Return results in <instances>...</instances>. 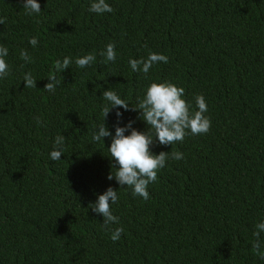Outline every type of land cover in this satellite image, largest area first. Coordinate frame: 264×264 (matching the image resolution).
Segmentation results:
<instances>
[{"label":"trees","instance_id":"trees-1","mask_svg":"<svg viewBox=\"0 0 264 264\" xmlns=\"http://www.w3.org/2000/svg\"><path fill=\"white\" fill-rule=\"evenodd\" d=\"M37 2L41 12L26 15L23 0H0L10 69L0 79V264H264L252 247L264 221V0H106L113 12L104 14L88 11L92 0ZM110 42L116 59L105 64L100 53ZM150 52L168 63L134 72L129 59ZM88 53L96 61L77 67ZM64 57L70 67L55 72ZM29 71L36 88L22 81ZM50 72L60 81L54 93L44 90ZM164 81L183 87L193 109L203 94L211 128L172 145L154 141L153 154L184 158L169 157L145 201L107 179L116 170L111 137L95 142L92 132L110 106L104 91L131 109ZM138 117L112 109L105 124L113 135L130 120L146 132ZM60 134L63 154L51 161ZM110 186L119 223L105 227L89 204ZM116 227L124 232L114 242ZM260 239L264 250V232Z\"/></svg>","mask_w":264,"mask_h":264},{"label":"clouds","instance_id":"clouds-1","mask_svg":"<svg viewBox=\"0 0 264 264\" xmlns=\"http://www.w3.org/2000/svg\"><path fill=\"white\" fill-rule=\"evenodd\" d=\"M23 8L26 15L41 12V5L37 0H23ZM89 12L104 14L113 12V8L106 0H92L88 9ZM6 18H0V24L5 23ZM30 45L35 47L38 39L33 36L29 40ZM8 48L0 45V79L6 78L9 73V65L6 62ZM100 55L104 57L103 63L114 62L116 59L115 44L108 43L106 50L101 51ZM20 59L26 63H32V57L26 49H21ZM96 61L95 53H88L75 59V64L79 68L90 66ZM168 63V57L164 54L150 52L147 58L129 59V65L134 72H142L145 76L150 68L158 63ZM72 63L71 57H64L63 60H57L54 64L55 72L62 73L68 69ZM24 65H21L23 68ZM55 72H50L48 76L49 83L45 84L44 90L54 93L56 86L60 83ZM25 87L36 88V79L32 73L25 72L23 80ZM103 98L109 102L102 109L104 122L94 127L92 139L95 142L103 141L105 137H111V144L108 147L110 158L114 160L111 171L107 177L108 180L115 179L123 188L124 186L132 189L134 196L142 197L145 201L150 198L148 186L158 180V172L166 166L169 159L181 160L184 154L179 151L163 152L153 154L150 146L155 140L160 145H172L176 142H182L185 136L190 132L192 135L207 134L211 128V119L205 115L208 106L203 94L195 95V109L185 98V89L178 87L174 83L152 82L146 89L142 99H138L136 107L121 99L120 96L112 91L106 90L102 93ZM123 108L125 111L132 110L139 113V119L146 122L149 126L146 132H140L133 127L135 121H129L123 127L119 123L115 126V134L109 131L105 120L112 109ZM123 113L117 110L116 116L119 119ZM37 124L42 125L40 117H34ZM130 134L125 135L126 132ZM65 136L57 135L54 140V148L50 152L51 161L61 160L63 154V145ZM118 165V167H117ZM118 191L111 186L103 194H99L94 203L89 204V208L95 213L102 215L103 225L107 227L110 224H118L119 218L111 211V204L118 201ZM124 232L123 227H116L112 230L111 239L115 242L120 239ZM264 232V221L255 224L253 232L256 238L252 243L257 256L264 259V250L261 247L260 235Z\"/></svg>","mask_w":264,"mask_h":264}]
</instances>
